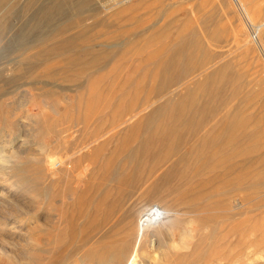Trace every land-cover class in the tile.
Returning <instances> with one entry per match:
<instances>
[{"label": "rangeland", "instance_id": "obj_1", "mask_svg": "<svg viewBox=\"0 0 264 264\" xmlns=\"http://www.w3.org/2000/svg\"><path fill=\"white\" fill-rule=\"evenodd\" d=\"M118 1L0 0V264H264V0Z\"/></svg>", "mask_w": 264, "mask_h": 264}, {"label": "bare ground", "instance_id": "obj_2", "mask_svg": "<svg viewBox=\"0 0 264 264\" xmlns=\"http://www.w3.org/2000/svg\"><path fill=\"white\" fill-rule=\"evenodd\" d=\"M64 1L65 0H60L59 4H55L53 7L45 8L42 11L43 12V18L42 19H44V20L49 19L50 20L52 15L55 14V12L57 13V12H59V10H61L60 4L65 3ZM105 1H106L105 4L111 5L112 2H115L118 0H115V1L114 0H105ZM235 1L240 3V0H235ZM125 2L126 1L121 2L120 5L124 4ZM63 5L64 4H62V6ZM241 7H242V14L246 17L247 14L243 8V5H241ZM249 23H250L251 34L252 35L254 34V38L256 39L255 41H257V38H258L260 32L263 30L264 22H262V23L249 22ZM64 29L65 28H64V24H63V25H60L59 27L51 28V30L48 33H50V34L53 32L54 33H58V32L62 33L64 31ZM4 147L5 146H3V145L0 146V185H1V183H3L5 181L6 183H9L10 188L7 185H5V189H2L0 186V207H4L5 203H9L10 201H12V202H14V204L16 206V210L18 212L23 211L22 207L20 206L21 203L18 204L16 201H14L15 199L10 193L11 192V186H14L17 183H15L14 181L11 182L9 179L4 178V176L2 175L3 163H5L11 155L16 154L17 151L12 152L11 154L10 153L7 154L6 152H4ZM47 161H48L49 165H51V166L55 165L53 157L48 156ZM8 206H10V204ZM167 213L168 212L166 210H164L163 208H161L160 206H152V207L148 208L147 210H145L140 215L139 225L137 227V239L138 240L136 241L137 243H136V245L133 249V252L130 255L126 264H138L137 260L140 257V254H138V244L142 239L147 240V244H148L149 248L152 250H155L156 252H157V250L160 249V247H162L163 243L155 237L153 231H155V229L157 227H161L165 231V233L169 232V226H170L171 221H168L166 219ZM14 248H15V245L11 244L9 246V244H7V243L2 244V245H0V254H4L6 257H8L10 259H14L16 261H19ZM27 256H28V254H27ZM25 258H27V257H25Z\"/></svg>", "mask_w": 264, "mask_h": 264}]
</instances>
